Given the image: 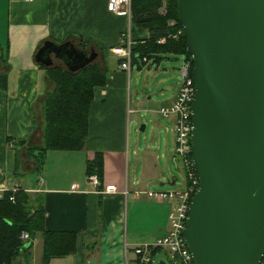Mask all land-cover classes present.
<instances>
[{
    "label": "crops",
    "instance_id": "crops-1",
    "mask_svg": "<svg viewBox=\"0 0 264 264\" xmlns=\"http://www.w3.org/2000/svg\"><path fill=\"white\" fill-rule=\"evenodd\" d=\"M108 4L109 0H0V77L6 78L0 97V190H24L31 205L44 207L46 230L78 235L75 254L53 259L51 264H137L135 248L167 233L172 206L169 201L148 198L146 193L179 191L186 186L185 168L174 152L173 117L162 116L169 123L164 126L168 134L163 141L160 135H153L157 142L144 149L130 141V114L134 113L130 75L110 51L121 45L131 19L110 12ZM134 37L147 39L149 31ZM46 41H74L79 49L93 46L98 55L94 62L107 72V81L94 90L86 148L48 151L42 173L35 172L32 161L24 157L17 177V155L25 147L18 149L12 143H42V105L55 88L35 60ZM184 59L179 58L181 64ZM164 60L154 64L159 67ZM150 62L139 61L134 67L140 70ZM57 65L64 66L60 61ZM175 81L173 74L163 77L161 108L175 101L180 86ZM97 154H102L104 161L100 189L88 182L86 172L87 162ZM176 171L184 175L181 182ZM33 174L38 176L34 184L32 177H27ZM111 185L115 191L100 193ZM174 185V190L164 188ZM40 241L41 255H35V243ZM31 252V264H42L40 235Z\"/></svg>",
    "mask_w": 264,
    "mask_h": 264
},
{
    "label": "water",
    "instance_id": "water-1",
    "mask_svg": "<svg viewBox=\"0 0 264 264\" xmlns=\"http://www.w3.org/2000/svg\"><path fill=\"white\" fill-rule=\"evenodd\" d=\"M178 17L196 88L191 145L199 189L184 231L187 246L194 264H261L264 0H178ZM52 56L75 73L97 53L74 41H46L35 60L48 68ZM154 264H169L165 252Z\"/></svg>",
    "mask_w": 264,
    "mask_h": 264
},
{
    "label": "trees",
    "instance_id": "trees-1",
    "mask_svg": "<svg viewBox=\"0 0 264 264\" xmlns=\"http://www.w3.org/2000/svg\"><path fill=\"white\" fill-rule=\"evenodd\" d=\"M161 0H132L131 31L135 41L133 65L147 58L159 63L163 59L181 57L194 63L187 53V38L178 17V0L167 3L166 13H161ZM149 31L147 39H138L134 34ZM181 35H178L179 31ZM163 42L159 43V41ZM48 80L55 86L47 93L43 101V139L40 145L28 144L19 140L18 149L25 147V158L34 165V171L42 173L48 151H82L86 148L89 132V108L96 87L105 86L107 72L93 62L79 72H70L65 66L54 64L44 67ZM6 88V78L0 77V97ZM8 139V143L11 144ZM22 154V153H21ZM18 152L15 174L19 176L21 159ZM103 156L87 162V175L103 173ZM14 196V201L10 197ZM26 232L30 242L23 243L21 234ZM43 239L42 264H51L53 259L75 254L78 235L73 232L48 231L45 228V209L42 205L33 206L28 194L19 189L16 193L6 191L0 199V264H18L20 258L24 264H30L34 240ZM26 247L25 250H23ZM161 252V251H160ZM159 252V253H160ZM159 253L155 254L158 255Z\"/></svg>",
    "mask_w": 264,
    "mask_h": 264
},
{
    "label": "built area",
    "instance_id": "built-area-1",
    "mask_svg": "<svg viewBox=\"0 0 264 264\" xmlns=\"http://www.w3.org/2000/svg\"><path fill=\"white\" fill-rule=\"evenodd\" d=\"M161 1L163 4L161 13L165 14L167 3L170 0ZM131 7L132 0H109L108 4V10L110 12L126 16L129 20L132 14ZM181 34L182 31L180 30L178 35ZM161 42H163V40L159 41V43ZM134 45L135 41L131 26H129V29L122 35L121 45L112 50L113 54L122 60L121 69L129 75L134 68L132 64ZM140 61L144 64L149 62L147 58H143ZM191 69V61L185 58L180 69V86L175 101L171 105L161 108L159 111L160 115L165 118H174L176 141L174 152L175 156L181 159L185 167L187 184L184 189L179 191H148L146 193L148 198L158 201H169L172 203V206L168 216L169 226L167 233L157 238L152 243H145L135 248L134 252L137 257V264H154L155 254L160 251L165 252L169 264H194L184 237L191 202L199 189L198 176L193 167L191 145L193 130L191 107L196 95L195 84L193 82V77H191ZM87 179L88 182L97 189H100L102 186L101 178L97 174L88 175ZM18 190V188H15L10 191L16 193ZM111 191H115V186H107L105 190H102L100 193ZM4 193V191L0 190V199L4 197ZM10 201H14V196L10 197ZM20 238L23 243L30 242V236L26 232H23ZM261 264H264V258Z\"/></svg>",
    "mask_w": 264,
    "mask_h": 264
},
{
    "label": "rangeland",
    "instance_id": "rangeland-1",
    "mask_svg": "<svg viewBox=\"0 0 264 264\" xmlns=\"http://www.w3.org/2000/svg\"><path fill=\"white\" fill-rule=\"evenodd\" d=\"M112 50L113 49H111L110 53L112 55H115L113 54ZM97 59H98V55L96 57V60ZM181 66L182 64L179 59L169 58L164 60L159 67H157V65L154 64L153 62H150L149 66L142 68L140 70L135 67L133 68L129 80V84L132 90L130 108L134 110V113L130 114V118L132 119V123H133L131 140H130L132 144H134L135 142L134 145L136 144L142 145L144 149V146L149 145L152 141H156L155 139H153V135H156V137L160 135L163 141L164 137H166L165 135L168 134L164 126H166V124L169 123H167L166 119H164L158 112H156L160 110L161 103L163 101L162 92L165 89V86L162 83V79L165 76V74H173L174 79L176 80L174 84L176 85L177 82H179L180 85ZM149 97L151 98L150 100H148ZM41 123H42L41 129L43 134V125H44L43 114H42ZM158 124H161L162 127L158 126ZM144 125H146V129L143 131L140 130ZM37 128L38 126L36 125V129ZM138 141H140V143ZM154 146H155V150H157L158 147L157 143H155ZM25 156H27L26 151L22 152V154L20 155L21 159H24ZM161 163L164 166V169H166V163L163 158L161 159ZM183 168H185L184 165ZM173 170L174 168H172V171ZM175 173H177L176 175L179 177L180 182L183 180L184 175L186 177V171L184 175L183 173L179 175L177 171ZM29 176L32 177L30 178L32 179L31 180V183L33 182L32 184H34L35 181L38 179V176L36 174L27 175V177ZM176 186L177 185L171 187L164 186V188H166L165 190H174ZM168 226H169V221H168ZM41 252H42V241L36 242L34 253L35 255H41ZM29 263L31 264V259Z\"/></svg>",
    "mask_w": 264,
    "mask_h": 264
},
{
    "label": "flooded vegetation",
    "instance_id": "flooded-vegetation-1",
    "mask_svg": "<svg viewBox=\"0 0 264 264\" xmlns=\"http://www.w3.org/2000/svg\"><path fill=\"white\" fill-rule=\"evenodd\" d=\"M53 61H54V64H57L58 63V60L54 59V57H53Z\"/></svg>",
    "mask_w": 264,
    "mask_h": 264
}]
</instances>
